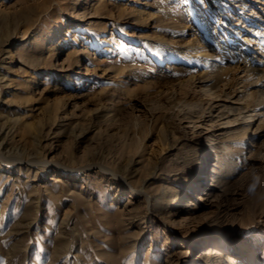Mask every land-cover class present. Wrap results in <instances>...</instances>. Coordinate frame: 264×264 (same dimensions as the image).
Instances as JSON below:
<instances>
[{
  "label": "rangeland",
  "instance_id": "374dc122",
  "mask_svg": "<svg viewBox=\"0 0 264 264\" xmlns=\"http://www.w3.org/2000/svg\"><path fill=\"white\" fill-rule=\"evenodd\" d=\"M222 1L235 17V4ZM246 1L252 32L235 34L236 22L217 11L216 0H112L101 11L95 0H0V142L24 161H41L45 151L47 160L73 168L83 154L89 164L105 166L134 159L138 164L130 163L125 174L129 180L151 171L147 157L160 153L162 143L159 171L148 187L181 193L166 218L130 188L121 190L117 180L46 172L38 163L29 173L4 166L0 264H215L202 258L209 248L221 250L237 237L240 246L250 245L244 234L252 228L264 235V125L240 124L249 112L261 114L252 95L253 82L264 75V0ZM207 28L228 49L215 50L221 60L209 55L215 40ZM104 37L116 41L103 43ZM150 41L183 50L160 61L145 49ZM196 44L219 68L191 50ZM231 52L254 66L244 67ZM215 80L222 93L210 102L201 82ZM58 100L67 102L66 112L50 130ZM213 102L250 109L235 123L221 119L215 125L208 112ZM186 103L206 108L201 119ZM111 107L120 118L116 124L95 117ZM82 129L85 136L75 148ZM34 134L42 137L40 147ZM210 164L224 167L222 181L214 197L196 199L211 187ZM195 183L203 189L198 192ZM254 258L264 262V249Z\"/></svg>",
  "mask_w": 264,
  "mask_h": 264
},
{
  "label": "bare ground",
  "instance_id": "6f19581e",
  "mask_svg": "<svg viewBox=\"0 0 264 264\" xmlns=\"http://www.w3.org/2000/svg\"><path fill=\"white\" fill-rule=\"evenodd\" d=\"M95 1H96V3L94 5V9L96 11H101V10H107V7L110 6V3L108 1H112V0H95ZM225 1L235 4L234 7H233V10L237 11V13H235V17H233L232 14L226 12L225 6H224L225 3L223 4L222 0H216V3H217L216 5H218L217 11L219 13H222V14H227L226 17H230V22H236L235 25H237V27L234 28L235 29V34H240V32L242 30H248L247 32L251 33L252 32V16L250 15L251 17L249 16V18L247 17V19H246L245 18L246 16L244 15V12H245V10L246 11L247 10L252 11V5L248 4V2L246 0H225ZM239 10L241 12H238ZM141 15L142 14L140 13V17H141ZM104 30L106 31L107 29H104ZM95 31L97 32L96 33L97 35H99L102 32V30L99 29V28H97ZM209 32H210L209 34H210L211 38L213 40H215V46H213V48L211 50V53L209 52L210 53L209 55H210L211 58L217 59V61L219 59L221 60L222 57H216V55H215L216 51L215 50L218 49V47H219V49H221V48L225 49V50H228V49H227L225 43L222 42V40H218L217 36L214 35V32L212 30L211 31L209 30ZM230 37H232V36H230ZM114 40L116 41V38H114V37H111V38H105L104 37L101 40V42H103V43H112ZM260 43L264 44L263 41H261ZM45 45L46 44L43 43L42 46H44V48H45L46 47ZM52 46H53V43L50 45V48ZM50 48H49V50H50ZM184 48H186V47H184ZM187 48H189V47H187ZM190 48H191V50L193 52L202 54L203 58H201V59H203V60L206 59V56H207L205 54L206 50H205L203 45L196 44L194 46H191ZM145 49L152 51L154 56L157 59H159L160 61H163V59H164L165 55L167 54V52L174 53L176 51L180 52V51L183 50V48H182V50L179 47L177 48L176 45L174 46L172 44H169V43H166V42L162 43V42H159V41H157V42L156 41H150L149 43L146 44ZM188 54H190V52ZM183 55L185 56L186 54H184V52H183ZM209 55H208V57H209ZM230 56L237 62L245 61L244 57H241L240 55H238L236 53L231 52ZM193 57H195V56H193ZM148 60H149V58H148ZM215 61L216 60H210L208 62L207 59H206L207 64H209L211 66V68L212 67H215V68L218 67L217 66L218 65L217 62H215ZM246 61H245L244 67L246 66L248 69H251V67L254 66L253 65L254 63L249 62V61L246 62ZM215 68L213 70L217 69V68L216 69ZM219 70H221V69H219ZM218 71H216V72H218ZM259 78H262V80L261 79L260 80L257 79V80H255V82H253V86H255L254 95H252L253 92H250V93H252V94H250V96L251 95L255 96L256 99L254 98L255 100L253 102H255V106H259L260 107L261 114H257L258 113L257 112L256 115L254 113H253L254 115H252V114L250 115V112L247 110L249 107L246 108V107H243V106H240V105L232 106V105H228V104H224V105L220 106L219 104H214V102H213L214 105L211 106V107L209 106L210 110L208 111L209 114H210L209 115L210 120L213 121V123H215V125H216V121L217 120H221V119H225V122H223V123L232 124V123H235V122L239 121L238 117L242 113H244L243 109L246 108L245 110H247L249 112V114L248 115L247 114L244 115V117L242 118L240 124L244 125V127L250 128L251 125H253L255 121H259V124H258L259 127L264 125V112H263L264 111V75L262 77L260 76ZM61 79H63L65 82L68 81V79H66L65 76L63 78H61ZM217 81L215 80L212 83H206L207 81L201 82L202 91H203L204 95L207 97L208 101H210V102L213 99H216L217 97L221 96V93H222L221 89L222 88L220 89L221 86H218V83H215ZM2 93H3V91H2ZM58 101L59 102L57 103L56 110H55L56 111V116L53 118V121L51 123H49L50 130L52 129L53 125L56 124L57 119L59 118V114L62 113V112L63 113L66 112L65 111V107H66L67 102L65 103V102L60 101V100H58ZM185 106H188L190 108L192 107V109H194L193 111H198V112H196L197 116H198L197 120L201 119V117L203 116V114H204V112L206 110V108H204L205 110H202V108H201L202 105L199 104V103H186ZM115 109L117 110V108L111 107V108H109L107 110H104L105 114H102L101 112H97L96 111V113H95L96 116L95 117L98 120L99 119L100 120L104 119V121L106 123L116 124L118 122V120H120V118L117 117V115H116L117 113L116 114L114 113ZM257 110H259V109H257ZM247 111H246V113H247ZM254 111H256V109ZM214 113H216V114H214ZM186 114H188V113H185V115ZM189 114H191V113H189ZM69 115H71V113H69ZM68 118L69 117H65L64 119H62L63 122H61V123L66 125V123L69 122ZM211 126H213V125H211ZM25 128L31 130L32 124H26ZM50 130L48 132H50ZM85 131L86 130L82 129L81 132L78 135H75L74 140H73L74 144H75L74 147L77 145V141L76 140L78 138H80V137L85 136ZM40 136L38 134H34V141L36 142V143L35 142L34 143L37 144V146H39V147L41 145V139H42V137L40 139ZM207 137H208V140L210 142V146L213 149H216L218 147L217 144L214 143L216 139L213 140V135H210V136H207ZM161 145L163 146L162 143H161ZM8 146H9V143L7 141H5L4 143L2 141L0 142V169H3L4 166H10L11 168H12V166L13 167L16 166L18 169H25L29 173V172H32L35 169H37L36 167L34 168L32 166V164L33 163L34 164L38 163L39 166L41 168H43L46 172H48L49 170L55 169L56 172H58V174H61L62 172H66L67 174H73L75 176L76 175H85L86 177H88L89 173H94L97 176L102 177V178H108V179L110 178V179L115 180V181L117 180L119 182L118 184L120 185L121 190L125 189L126 187L130 188V190H132V192L134 194L139 195V196L143 197L146 200L147 208L149 210H151V207H152V209H155L157 211V213H159L162 216H166V218H171L170 217L171 216L170 215L171 208H173L177 204V202L181 199L180 190H175V189H173L171 187L168 190H166V188L163 187L159 191H157V192L155 191V193H154L148 187L149 186L148 183L157 176V173H158L157 171H159V165L158 164H159V161L161 160L160 159L161 158V154H162L161 152L164 150V148L162 146L160 147L161 148L160 149V153H156L155 156L151 155V156L147 157L148 158V160H147L148 161V165L150 166L149 169H151V171L148 174H146L144 177L141 176V177H139L137 179H132V180H129V178L125 174H126V172H128V169L130 167L129 164L130 163L131 164L135 163L134 159L129 160V162L127 161V163H125V164H123L120 161L121 163H115V164L113 163L110 166H105V165L96 164V163L95 164H89L88 161H87L86 155L83 154L82 158L80 159L79 166L73 168V167H68V166H64V165H59L58 162H57L58 164H56L54 162H51V161L47 160V158H48V156L50 154L45 152V151L43 153V159L41 161H37V162L24 161L23 159L17 158V152H16L15 148H12V146H10V147H8ZM205 153H206V155H209L208 151H205ZM143 155H144V153L141 156H143ZM216 157H218L217 154H216ZM186 163H188V162H186ZM38 164H36V165H38ZM135 164H138V161ZM10 167H7V168H10ZM223 172H224V167H219L217 169V168L212 167V164H210L209 168L207 169L206 177L209 178L208 181L210 182V184L208 186H211V187L207 188V189H204V190H206L205 193L201 191L200 197H198L199 194L198 195L196 194L194 196V198H196V199L200 198L202 200H205L206 198L207 199H211L212 197H214V195H213L214 187L216 185H218L222 181ZM0 175H1V172H0ZM35 176L37 177L36 173H35ZM57 180H60V179L57 176H54L53 181L55 182ZM197 183L193 184L192 186H195L196 190L199 192L203 188L201 187L202 186L201 184H197ZM204 196L206 198H204ZM187 204H188L187 207H189L192 204V198L189 199ZM195 205H196V203H195ZM226 234L227 233H223V235H221V236H223V238H224V237H226ZM244 235L250 241V245L240 246V242H239L240 239L237 237L234 240H232L231 242H225L224 243L225 246L221 250H218L216 247L213 248V249L209 248L208 251H205V253H204L205 255L204 256L202 255L203 256L202 258L203 259H206V258L211 259V258H213L215 260V264H238L240 262V260L242 261V262H240L241 264H264V262H262L260 259L256 260L254 258V254L256 252H258L261 249H264V235L262 234L261 230L252 228L250 231L246 232V234H244ZM226 239H228V238H226ZM192 241H190V242H192ZM212 253H214L213 256H212ZM172 264H174V263H172ZM189 264H203V261L199 260L196 263L195 260H191Z\"/></svg>",
  "mask_w": 264,
  "mask_h": 264
}]
</instances>
